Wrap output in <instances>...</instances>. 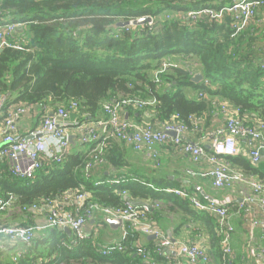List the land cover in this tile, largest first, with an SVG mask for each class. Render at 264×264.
<instances>
[{"label":"trees","instance_id":"16d2710c","mask_svg":"<svg viewBox=\"0 0 264 264\" xmlns=\"http://www.w3.org/2000/svg\"><path fill=\"white\" fill-rule=\"evenodd\" d=\"M231 2L0 0V25L22 23L10 41H21L23 46L0 49V93L9 94L8 107L29 106L26 115L30 117L29 122L26 125L21 124L23 120L20 122L23 134L38 128L47 113L59 107L68 108L73 102L78 103L74 112L77 117L90 121L105 114V103L126 98L145 102L140 108L122 107L126 118L133 117L140 125L158 129L176 121L193 126L189 120L193 115L199 119L194 130L199 131L205 115L221 112L223 103L237 110L235 116L247 125L258 120L264 122V52L261 50L264 7L259 9L253 23L235 36L229 13L220 20L198 22L180 16L203 7L221 9ZM145 16L154 18L152 26L148 23L118 26L119 22ZM198 73L202 74V79L193 81L192 77ZM114 140H107L105 163L95 164L90 176L85 175L84 168L94 143H81L90 146L89 152L86 149L69 151L61 162H44L31 178L15 177L8 162H1L0 197H12L10 207L17 205L31 218L34 212L46 208L48 200L67 191H87L90 194L87 205L120 207L124 203L122 191L126 190L133 200L161 202L151 218L162 232L165 231L160 224L162 201L171 200L180 205L185 215L206 225L217 264H243L239 254L237 257L233 253L224 254L222 235L212 214L197 209L188 198L166 191L186 188L201 198L205 195L219 198L222 193L213 187L209 177L202 179L207 180L211 190L189 175L186 186L177 176L169 179L160 173L163 171L161 154V165L153 164V173L137 168L124 170L129 164L128 154L126 150L121 152V146ZM229 159L247 175L264 181V170L250 157ZM101 166L116 168L117 172L96 176L94 171ZM34 205L37 210H33ZM237 209L239 202L233 200L230 212ZM240 215L247 218L245 213ZM101 223L107 221L101 219ZM20 225L34 226L32 221ZM35 232L28 244L7 237L23 245L24 251L17 257L18 253H7L0 248V264H147L136 249L139 245L154 247L151 239L140 244V233L133 230L124 240L125 250L107 255L101 252V244L92 236L75 241L73 234L70 236L60 227L37 228ZM177 263L174 253L154 254L153 264Z\"/></svg>","mask_w":264,"mask_h":264},{"label":"built area","instance_id":"2783aa9c","mask_svg":"<svg viewBox=\"0 0 264 264\" xmlns=\"http://www.w3.org/2000/svg\"><path fill=\"white\" fill-rule=\"evenodd\" d=\"M264 7V0H232L221 9L203 7L182 13L185 20L198 22L201 20H220L226 14L232 18L233 36L249 27ZM130 20L128 26L133 25ZM154 24V18L147 22ZM22 23L11 22L0 25V49L5 46L22 48V42H11L12 38ZM264 52V45L261 47ZM264 68V58L262 60ZM202 95V93H201ZM10 96L0 93V163L7 161L10 172L15 177L31 178L42 167L44 162H61L70 151V127L76 128L80 143H94L89 161L85 164L84 173L90 176L94 165L104 164V147L109 138H116L129 144L136 152L145 154L157 167L161 165L158 146L171 143L183 154L196 163L209 162L210 166L200 172V176L209 177L213 187L229 189L235 184H240L241 197L224 196L213 198L205 195L203 198L198 193L189 192L186 188H168L167 192L188 198L199 210L212 214L218 223L222 235V248L226 256L233 253L232 239L234 223L230 204L233 200L239 202L242 210L250 221L249 235L246 241V250L252 264H264V181L247 175L235 166L229 157L236 156L239 152L238 141L244 140L249 148V157L258 164L264 155V122L256 121L247 125L235 116L237 110L223 103L220 106L225 116V124L210 129L207 137L211 144V151L204 145L192 141L187 137L188 132L198 127L199 119L189 116L193 126H188L183 121L170 122L162 129L152 125H140L134 120L125 117L121 109L125 106L140 108L144 101L126 98L120 102H107L104 104L105 117L96 120H82L72 117L78 108V103L73 102L68 108L59 107L56 111L47 113L40 126L27 134L20 131V122L29 112V106L18 104L8 107ZM71 118H73L71 120ZM171 133H175L173 136ZM196 174V172H190ZM119 183L120 180H115ZM245 189L248 192H245ZM124 203L120 207L102 206L98 203L87 205L90 194L83 190L67 191L56 199L48 200L46 206V224L40 228L60 227L64 230L69 227L75 241L89 237L86 224L89 217L99 212L107 218L122 220V239L101 247L103 254H111L118 250H125L124 240L129 233L137 231L145 236H154L156 243L153 248L139 245L136 252L141 255L147 264L154 263V254L177 255V264H208L213 263L214 257L200 244L184 242L172 238L162 232L153 222L151 213L161 206V202H139L128 197L126 190L122 191ZM13 203V198L0 197V214L6 211ZM68 205L72 210L60 208V204ZM33 210H37L34 205ZM29 211L30 208H24ZM22 210V209H21ZM35 226L7 225L0 219V236L9 237L13 241L30 243L36 235ZM256 230L261 232V242H257ZM1 247V246H0ZM21 252L18 253L17 257ZM16 257V258H17ZM185 258V261H183ZM238 264V263H231Z\"/></svg>","mask_w":264,"mask_h":264},{"label":"crops","instance_id":"0c3cea01","mask_svg":"<svg viewBox=\"0 0 264 264\" xmlns=\"http://www.w3.org/2000/svg\"><path fill=\"white\" fill-rule=\"evenodd\" d=\"M204 122L202 123L201 130H191L188 132L187 137L192 141L199 142L206 147L208 151H211V144L207 137V130L216 126H221L225 124V116L220 111H214L210 115H205ZM72 117H77L76 113L72 114ZM105 117L103 113L101 118ZM131 117V116H130ZM71 118V120L73 119ZM30 117L26 116L21 124L26 125L29 122ZM131 120H135V118H129ZM256 122V121H255ZM71 136L73 137L74 142L72 143V147L70 151H78L79 149L90 150L89 145H81L78 140L76 128L70 127ZM121 147L120 151H127L128 154V162L129 164L124 166V170H129L133 168H137L139 171L144 173H153V162L143 153L136 152L132 149V147L122 142L116 138H114ZM238 154L236 157L249 158V148L244 140L238 141ZM160 150L161 159L163 162V171L160 172L161 175H167L169 179L175 178L183 179L182 182L184 186L188 184L186 178L192 176L194 180H198L204 185L207 189V180H204L203 176H200V172L210 166L209 162L202 161L201 164L194 163L189 156L183 154L176 146L171 143H163L158 146ZM133 154H137V157H134ZM259 167L264 170V155L259 162ZM196 172V174H192L190 172ZM106 173L108 175H114L117 170L116 168L101 166L94 171L96 176H100L102 173ZM240 184H235L232 188L229 189H219V196H232L234 198L241 197V188ZM201 190L202 188L199 187ZM211 190V189H209ZM205 194H207L204 190H202ZM60 208L66 210H72L68 205L60 204ZM14 205L8 208L6 211L0 214V219L4 224L7 225H20L21 223H28L29 221L33 222L35 227H39L46 224L47 215L46 208L42 207L39 211H36L32 214L30 218L25 213L15 214L13 213ZM21 211V209H20ZM242 210H232V220L234 222L236 232L233 235L232 239V247H233V256L237 257L241 256V262L243 264H252V261L247 255L246 250V241L249 235V231H245V229L249 230L250 221L248 217H241V213H244ZM22 212V211H21ZM247 216V215H246ZM101 219L106 220V216L102 215L99 212H95L92 216L89 217V220L86 224V231L89 236H92L97 242L101 244V246L108 245L114 242H119L122 239V225L121 226H112L108 222L101 223ZM160 224L164 225V229L168 235L177 240H183L191 243H196L204 246L206 250L214 257L213 263L208 264H217L215 260L214 250L212 248V241L210 237L206 234V225L198 219H195L193 216L185 215L181 210L180 205L175 204L173 201H162V213L160 214ZM107 221V220H106ZM257 242H261V234L259 230H256ZM147 239L153 240V245L156 243V238L154 236H145L140 234V244H142ZM245 241L243 242V240ZM0 248L4 249L7 253L16 254L24 251L23 245L19 243H14L10 241L7 237L0 236ZM246 255V256H245ZM177 258V255H176ZM185 261V258H183Z\"/></svg>","mask_w":264,"mask_h":264},{"label":"water","instance_id":"95a60500","mask_svg":"<svg viewBox=\"0 0 264 264\" xmlns=\"http://www.w3.org/2000/svg\"><path fill=\"white\" fill-rule=\"evenodd\" d=\"M150 20H151V16H145V17H142V18H138V19L133 21V25L145 24V23L149 22ZM129 24H130V21H122V22L118 23V26L119 27H125V26H128ZM202 77H203L202 74L198 73V74H196V75H194L192 77V80L193 81H200L202 79ZM171 134L173 136L176 135L175 133H171ZM70 141H71V143L74 142L72 136L70 137ZM203 194H205V193L203 192ZM106 220L112 226H117L118 227V226H121V224H122V220L119 219V218H107ZM64 231L67 232L70 236L72 235V231H71V229L69 227H65Z\"/></svg>","mask_w":264,"mask_h":264},{"label":"rangeland","instance_id":"374dc122","mask_svg":"<svg viewBox=\"0 0 264 264\" xmlns=\"http://www.w3.org/2000/svg\"><path fill=\"white\" fill-rule=\"evenodd\" d=\"M217 127V126H216ZM134 155V157H137L138 155L137 154H133ZM245 192H248L246 189H245ZM13 213H15V214H20V213H22L21 211H20V207H18L17 205H15L14 206V210H13ZM18 226V225H17ZM166 234V233H165ZM245 241V239L243 240V242ZM77 264H83V263H77Z\"/></svg>","mask_w":264,"mask_h":264}]
</instances>
